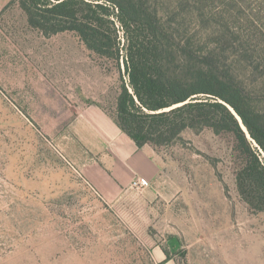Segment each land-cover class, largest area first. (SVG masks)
<instances>
[{"label":"rangeland","instance_id":"1","mask_svg":"<svg viewBox=\"0 0 264 264\" xmlns=\"http://www.w3.org/2000/svg\"><path fill=\"white\" fill-rule=\"evenodd\" d=\"M187 11L183 27L221 47L264 100L239 40L264 48V0H207L199 18ZM119 84L116 65L75 33L44 35L17 4L0 15V264H264V212L237 193L228 134L187 128L145 144L159 171L144 188L132 186L137 176L108 191L86 178L97 156L73 121L90 106L115 120Z\"/></svg>","mask_w":264,"mask_h":264},{"label":"trees","instance_id":"2","mask_svg":"<svg viewBox=\"0 0 264 264\" xmlns=\"http://www.w3.org/2000/svg\"><path fill=\"white\" fill-rule=\"evenodd\" d=\"M206 1L163 8L152 0H10L0 15L17 4L32 28L73 32L113 62L120 80L115 122L138 148L169 144L187 128L230 135L237 193L251 211L264 212V100L221 60V47L206 46L179 21L187 9L201 17ZM239 40L249 51L247 68L264 78V48Z\"/></svg>","mask_w":264,"mask_h":264},{"label":"crops","instance_id":"3","mask_svg":"<svg viewBox=\"0 0 264 264\" xmlns=\"http://www.w3.org/2000/svg\"><path fill=\"white\" fill-rule=\"evenodd\" d=\"M9 1L0 0V12ZM73 126L80 142L97 156L96 173L85 177L98 189L128 185L135 176L153 181L159 168L146 146L138 148L100 108L90 106L79 111Z\"/></svg>","mask_w":264,"mask_h":264},{"label":"built area","instance_id":"4","mask_svg":"<svg viewBox=\"0 0 264 264\" xmlns=\"http://www.w3.org/2000/svg\"><path fill=\"white\" fill-rule=\"evenodd\" d=\"M149 185V180L146 179L143 176H137L133 181H132V186L136 188H144Z\"/></svg>","mask_w":264,"mask_h":264},{"label":"water","instance_id":"5","mask_svg":"<svg viewBox=\"0 0 264 264\" xmlns=\"http://www.w3.org/2000/svg\"><path fill=\"white\" fill-rule=\"evenodd\" d=\"M232 110V109H231Z\"/></svg>","mask_w":264,"mask_h":264}]
</instances>
